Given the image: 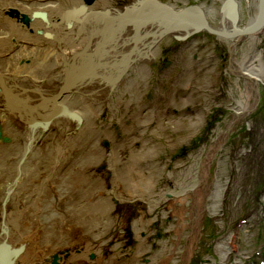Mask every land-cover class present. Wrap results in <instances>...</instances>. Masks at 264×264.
Listing matches in <instances>:
<instances>
[{
	"label": "rangeland",
	"instance_id": "obj_1",
	"mask_svg": "<svg viewBox=\"0 0 264 264\" xmlns=\"http://www.w3.org/2000/svg\"><path fill=\"white\" fill-rule=\"evenodd\" d=\"M158 1L171 6L177 13L188 10L192 5H200L211 27H223L221 7L225 0ZM237 1V24L245 27L259 1ZM83 2L86 5L98 6V3L107 2L108 5L122 6L138 0ZM12 9L16 10L11 7L5 12L6 15L20 20L25 15L27 21H21L29 26L33 15L20 16L18 10L16 15L11 13ZM159 10L153 9L156 12ZM170 17L171 21L177 22L178 19ZM190 28V31L182 30L184 35L181 34V37L171 30L154 38L150 44L151 51L155 52L154 59L144 62L146 58L142 60L130 56L128 61L131 63L122 62L125 70L120 75L122 77L116 80V89H125V84L135 79L137 83L131 85V92H124L122 102L117 105L116 94L111 97L114 90L109 97L106 96L105 102L99 100L103 110L97 117V123L103 127L107 125L113 134L112 137L105 133L98 135L99 144L107 152L114 148L121 149L119 161L115 163L119 174L127 169L122 165L134 151L144 152L143 147H154L156 152L152 158L138 159L135 166L137 170L154 173L151 192L140 195L130 193L126 184L114 178V170L106 160L87 168V175L78 174V184L86 181L93 183L95 178L104 181L102 190L95 187L98 184H94L91 189L86 186L80 188L78 193L87 198L96 189L91 195L90 203L93 204L100 200L97 197L99 192L103 196H110L113 223L98 240L85 237L79 229L68 237L66 232L63 233V238L53 232L51 243L54 246L73 242L71 246L59 247V251L54 253L59 255L58 264L62 260L66 264H181L183 252L189 244L190 253L182 264H264V73L255 84L235 68L236 62L244 54H260L257 62L263 65L264 71V29L252 41L249 34L229 38L207 29ZM34 33L38 37H45L41 31ZM120 66L123 67V64ZM129 96L139 99L127 106L124 101ZM240 100H248L251 106L242 117L235 118ZM144 115L149 122L141 126L138 121ZM81 125L71 124L68 132H62L54 125L43 124L42 134L32 141V151L29 153V150L26 156H36L51 164V160H55L52 157L58 142L68 136L75 140L76 151H79L87 136H79ZM42 148H51L53 152H45V157L38 153ZM0 149L5 153L2 154L0 166H5L6 177L8 165L12 163L8 157L12 155L4 142H0ZM86 150L89 152L90 149ZM79 155L85 158L87 154L81 151ZM26 160H22L20 168H26ZM70 163L66 158L63 167L59 166L58 175H62ZM56 171L54 166V176ZM26 180L27 187H31L33 182L28 175ZM203 180L204 192L207 193L202 200L201 194L195 190H191L183 200L173 193L187 190L192 185H199V190ZM37 181L41 187L37 192L46 193L47 197L54 195L55 180H46L47 183L40 179ZM23 187L26 188V185ZM216 188L221 189V196L219 201L215 199L216 205L211 207ZM30 199L32 205L33 199ZM5 200L3 206L6 210L9 199ZM73 201H77L76 204L71 200L69 206L74 204L78 208L82 204L75 197ZM203 204L206 208L199 215ZM28 212L33 213L30 208ZM35 213L40 215L42 212L37 211L36 207ZM139 217L145 229H140L137 236L134 222ZM17 226L21 227L22 222H17ZM141 237L145 238L143 243ZM87 240L90 241L89 246L85 243ZM163 243L164 251L156 257ZM219 243H225L224 257L217 248ZM24 248L27 245H23ZM166 255L168 258L165 260L163 256Z\"/></svg>",
	"mask_w": 264,
	"mask_h": 264
},
{
	"label": "bare ground",
	"instance_id": "obj_2",
	"mask_svg": "<svg viewBox=\"0 0 264 264\" xmlns=\"http://www.w3.org/2000/svg\"><path fill=\"white\" fill-rule=\"evenodd\" d=\"M226 1L229 4L221 7L224 28L215 29L220 30L224 36L227 34L229 38L249 34L252 41H255L264 29V15L262 16L260 11V9L264 11V0H258L257 9L249 18L248 25H255L251 29L247 27L248 25L240 27L237 24L239 2ZM232 1L237 3L236 17L231 16L232 12L229 13L233 10L230 5ZM162 6V2L158 0L141 2L138 0L136 3L122 6L108 5L107 2L98 3V6L86 5L83 0H0V130L9 137L4 144L12 155L8 157L12 163L8 165L6 177L5 166H0V245L6 243L12 248L27 245V248L14 256L6 249L0 250V264H51V257L59 251V247L73 243L64 242L61 246H54L51 243L53 232L59 238H63L65 237L63 233L66 232L68 237L74 230L79 229L85 237L98 240L100 235L110 228L113 223L110 217L112 210L110 196H103V193L99 192L97 197H100V200L93 204L90 203L91 195L96 189H93L87 198L78 193L80 188L86 186L91 189L94 184H98L95 187L100 190L104 188V181L101 178H95L96 181L93 183L86 181L78 184L77 175L84 173L87 175L89 167L106 160L114 170V178L126 184L130 193L140 195L151 192L154 173L137 170L135 166L138 159L152 158L156 152L154 147H143L144 152L134 151L129 160L122 165L127 169L123 174H119L115 163L119 161L121 149L114 148L107 152L100 146L98 135L102 136L105 133L112 137L113 134L111 135L107 125L103 127L97 123V117L103 110L99 100L103 99L105 102L106 96L109 97L114 90L111 97L116 94L118 105L124 99L122 97L124 92H131V85L137 84L135 79L132 83L127 82L125 89H119L120 91L116 89L118 88L115 87L116 80L122 77L120 75L125 70L123 61L126 64L130 62L128 61L130 56L142 60L146 58L144 62L154 59L155 52L151 51L150 44L164 31L172 30L176 36L181 37L184 35L182 30L190 31V27L194 28L197 24H204L210 28L200 5L199 7L192 5L187 8L188 10L178 11L186 18L183 21L178 19L177 22L171 21L169 13L164 9L161 12L153 11L154 8L160 9ZM11 7L18 10L20 16L22 14L31 16L35 11H45L47 22L32 18L29 26H25L20 19L6 15L5 12ZM138 13H142L143 16ZM243 29L248 31L238 33ZM39 31L43 32L44 38L34 33ZM45 40L46 42L42 43ZM259 57L260 54H244L235 66L238 73L255 84L264 73L263 65L257 62ZM136 99L139 98L129 96L124 102L128 106ZM250 106L248 100H240L239 112L235 113V118L242 117ZM70 112L74 114V119L65 116ZM138 122L141 126H146L149 118L144 115ZM78 123L82 124L79 136L87 134L79 151H76L78 147L75 140L68 136L62 142H58L57 150L52 151L54 154L52 158L55 160H51V164L36 156L33 158L26 156L31 141L39 138L45 126L54 125L59 131L68 132L71 124ZM87 148L90 149L89 152ZM49 151L51 152V148L49 150L42 148L38 153L44 154ZM81 151L87 154L85 158L79 155ZM0 153L1 160L2 154L5 153L2 149ZM46 155L47 153L43 156ZM24 158L27 159L26 168L23 166L20 168ZM66 158L71 161L70 167L64 169L62 175H58L59 166L63 167ZM54 166L57 170L56 177L52 174ZM26 172L33 182L31 187H27ZM51 174L55 180V193L47 197L46 193L37 192L41 188L37 179L47 183L46 180L52 181ZM201 183L202 187L199 190H197L199 185H192L187 190L173 193L183 200L191 190H195L201 194L202 200L207 192H204L205 180ZM24 184L26 188L23 187ZM216 189L211 207L216 205L215 199L219 201L221 196V189ZM74 197L82 203L78 208L74 206L77 202L74 203ZM7 198L9 200L5 210L3 204ZM30 198L33 199L32 205ZM71 200L74 204L69 206ZM36 207L37 211L42 212L40 215L35 213ZM29 208L33 213L28 212ZM205 208L203 204L198 214H202ZM17 222H22V226H17ZM134 227L137 236L140 229H145L140 217L134 222ZM140 240L143 243L145 238L141 237ZM89 242L85 241L87 246ZM189 246L191 245H187L183 252L184 263L190 253ZM164 248L163 243L156 257L163 253ZM217 248L224 257L225 243H219ZM163 258L166 260L168 256ZM66 263L62 260L60 264Z\"/></svg>",
	"mask_w": 264,
	"mask_h": 264
},
{
	"label": "water",
	"instance_id": "obj_3",
	"mask_svg": "<svg viewBox=\"0 0 264 264\" xmlns=\"http://www.w3.org/2000/svg\"><path fill=\"white\" fill-rule=\"evenodd\" d=\"M90 1V0H89ZM226 4L228 5L229 4V2H227L226 0L222 3V6H226ZM236 1H232V2H230V5H231V8L233 9V10H231L229 13H231L232 12V14H231V16L232 17H236L237 16V13H236ZM162 7L160 8V12H161V10L162 9H164L165 11H167L169 14L168 15H170V16H172V17H174V18H176V19H181L182 21H183V19H185L186 18V16L184 15V14H181V13H177V12H175V11H173V9L171 8V7H169L168 5H166V4H163L162 3ZM260 11L262 12L261 14H262V16L264 15V11H263V9H260ZM16 12V10H14V9H12V11H11V13H13V14H16L15 13ZM33 17L34 18H39V19H42L43 21H46L47 22V17H46V12L45 11H35L33 14ZM141 16H143V15H141ZM27 17L25 16V15H23V18L21 19V20H23V22H26L27 21ZM263 21V20H262ZM262 22H260V24H261ZM264 23V22H263ZM250 26V27H249ZM255 25H252L251 26V24L250 25H248L247 27L248 28H252V27H254ZM205 27V25L204 24H197V25H194V28L195 29H201V28H204ZM205 29H207L208 31H210V32H212V33H216V34H220V35H222V36H224V34H222V32L220 31V30H218V29H215V28H213V27H211L210 26V28H207V27H205ZM245 31H248L247 29H243L242 31H238V33H240V32H245ZM224 37H229L227 34L224 36ZM69 115L70 116H74V114H72V112H70L69 113ZM3 141V142H5V141H8L9 140V137L8 136H6L3 132H1V130H0V141ZM32 142V141H31ZM31 146V145H30ZM3 249H6L7 251H8V253L10 254V255H18L19 253H21L22 252V250H23V246H20V247H14V248H12V247H10V246H8L6 243H1V245H0V250H3ZM58 258H59V255L58 254H54L53 255V257H52V260H51V264H58L57 262H58Z\"/></svg>",
	"mask_w": 264,
	"mask_h": 264
}]
</instances>
